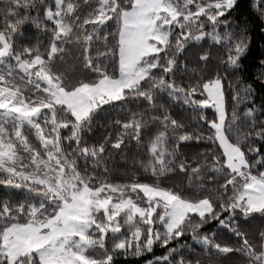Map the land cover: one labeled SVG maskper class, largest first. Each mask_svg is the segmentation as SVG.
Returning <instances> with one entry per match:
<instances>
[{"label": "trees", "instance_id": "1", "mask_svg": "<svg viewBox=\"0 0 264 264\" xmlns=\"http://www.w3.org/2000/svg\"><path fill=\"white\" fill-rule=\"evenodd\" d=\"M218 1L224 2L190 0L187 8L176 7L179 16L148 74L80 121L49 96L25 95L28 105L41 108L32 122L4 120L0 109V264L5 257L8 262L5 228L36 223L70 201L68 190L55 191L60 168L62 179L75 178L78 188H117L115 201L155 207L151 217L93 212L85 251L93 264H264V211L236 207L249 180L264 182V0H236L230 8ZM95 3L105 10L93 15L87 69L98 80L119 74L122 13L133 0ZM48 10H57L55 0H0V33L10 45L4 61L15 75L20 64L43 63L60 46L63 32ZM4 75L8 71L0 70V85L10 87ZM215 79L223 84L225 133L248 161L242 172L226 166L212 126L217 113L207 104L205 84ZM143 184L190 202L209 200L213 210L188 215L168 233L166 205L140 194ZM13 264H35L33 252Z\"/></svg>", "mask_w": 264, "mask_h": 264}, {"label": "rangeland", "instance_id": "2", "mask_svg": "<svg viewBox=\"0 0 264 264\" xmlns=\"http://www.w3.org/2000/svg\"><path fill=\"white\" fill-rule=\"evenodd\" d=\"M55 1L57 10H48L47 17L54 20L57 17L58 20L55 21L59 24L63 35L59 38L60 46L50 59L45 61L46 63H42V60L37 58L30 64H20L19 76L15 75L13 73L15 68L4 61L10 45L5 34L0 33V70L8 71L9 76L2 77L5 82L10 78L11 82V88L0 85V109L4 120H12L14 123L17 118L18 122L24 120L32 122L31 117L37 116L41 108H36L37 111L33 112L34 107L27 104L30 102L25 96L27 94H34L41 99L49 96L46 99L49 103L66 106L74 117L79 114V118H75L77 121L84 119L99 105L120 98L124 89L138 84L155 65L157 60L155 56L160 52L161 45L168 36L170 24L179 16L176 7L179 5L184 7L190 2V0H133V6L122 13L118 76H104L93 80L87 69L88 43L90 34L96 27L93 24V15L100 13L103 8L95 3V0ZM235 1L224 0L215 4L220 6L224 3L230 8ZM106 20L107 17L102 18L101 23ZM62 22L70 29L66 34ZM41 68L53 77L61 73L62 80L56 83L62 84L63 87H71L77 80L89 81L91 85L105 80V84L91 93H82L75 97L65 96L58 90L57 96H53L51 92L43 90L49 87L43 74L40 78L45 83L40 85L37 81L38 73L33 74L31 71L39 72ZM68 69H71V75H63ZM112 81L119 83L113 84ZM205 92L208 97L207 104L217 113V119L212 126L223 149L225 164L231 171L242 172L248 166L247 158L239 147L230 142L225 133L227 112L222 81L215 79L207 82ZM85 112L87 115H84ZM36 131L39 132V129ZM48 142L52 144L53 139ZM2 153L6 155L10 150L4 149ZM59 170L57 178L59 189L55 188L56 194L61 196V192L68 190L70 201H62L57 213L51 216L49 209L36 223L12 224L5 228L2 234V252L8 256V264H13L20 256L34 251L41 252L42 264H93L94 262L85 255L90 245L87 233L92 224L93 212L111 210L117 215L123 211H130L133 214L149 217L155 212L154 206L141 208L131 199L115 201V196L119 192L117 188H92L88 185L78 188L75 178L64 180L62 168ZM44 182L49 184L48 179ZM138 188L140 194L148 200L166 205L168 210L162 220L168 233L175 232L188 215H205L213 210V204L209 200L190 202L173 192L147 184ZM236 207L250 211H264V182L258 179L249 180L240 193Z\"/></svg>", "mask_w": 264, "mask_h": 264}, {"label": "snow or ice", "instance_id": "3", "mask_svg": "<svg viewBox=\"0 0 264 264\" xmlns=\"http://www.w3.org/2000/svg\"><path fill=\"white\" fill-rule=\"evenodd\" d=\"M234 6V5H233ZM63 31V29H62ZM53 52H55V48L52 49ZM39 62V61H37ZM122 74H123V70ZM43 74L44 78L47 80V83L49 87H45L43 90L45 92H51L53 96H57V90L60 93H63L65 96H78L82 93H91L101 87L105 84V80H101L98 84L91 85V82L85 81V80H77L75 83L71 85V87H63L62 84H57V81L62 80L61 73H57L55 77L50 75L48 72H45L43 68L40 69V72L38 75ZM63 75H71V69H68L65 71ZM113 84H118L119 81H112ZM33 112H36L37 109L33 108ZM84 115H87V112L84 113ZM75 118H79V114ZM183 140L184 137H181ZM33 259L35 261V264H42L41 262V252L40 251H34L33 252ZM4 264H8L7 258L4 259Z\"/></svg>", "mask_w": 264, "mask_h": 264}]
</instances>
